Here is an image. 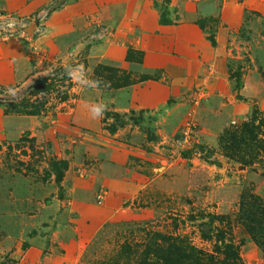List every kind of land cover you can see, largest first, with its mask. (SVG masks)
<instances>
[{
    "label": "rangeland",
    "instance_id": "obj_1",
    "mask_svg": "<svg viewBox=\"0 0 264 264\" xmlns=\"http://www.w3.org/2000/svg\"><path fill=\"white\" fill-rule=\"evenodd\" d=\"M242 198L264 202V0H0V264L168 239L264 264Z\"/></svg>",
    "mask_w": 264,
    "mask_h": 264
},
{
    "label": "trees",
    "instance_id": "obj_2",
    "mask_svg": "<svg viewBox=\"0 0 264 264\" xmlns=\"http://www.w3.org/2000/svg\"><path fill=\"white\" fill-rule=\"evenodd\" d=\"M211 44L214 41L210 39ZM238 220L243 226L250 239L264 251V202L257 201L253 198H242L239 203ZM203 225V224H202ZM205 227H201L202 233ZM184 240L179 241H165L166 249L163 257H155L152 262L147 264H158L157 259L162 260L164 258V264H213L214 257L212 255L199 254L198 251L192 249L188 250V246L184 243ZM164 247V248H165ZM162 248V249H164ZM159 248L156 249L158 255ZM158 251V252H157ZM162 253V252H161ZM154 253V256L156 255ZM224 264H236L238 261V255L232 245H226L224 249ZM211 261V263L209 262ZM232 261V263H230Z\"/></svg>",
    "mask_w": 264,
    "mask_h": 264
},
{
    "label": "clouds",
    "instance_id": "obj_3",
    "mask_svg": "<svg viewBox=\"0 0 264 264\" xmlns=\"http://www.w3.org/2000/svg\"><path fill=\"white\" fill-rule=\"evenodd\" d=\"M93 111L96 112V113H99L100 109L99 108H95V109H93Z\"/></svg>",
    "mask_w": 264,
    "mask_h": 264
}]
</instances>
